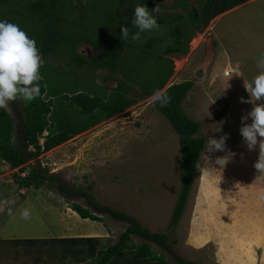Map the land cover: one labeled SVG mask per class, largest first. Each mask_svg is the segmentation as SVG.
Segmentation results:
<instances>
[{
    "label": "rangeland",
    "instance_id": "rangeland-1",
    "mask_svg": "<svg viewBox=\"0 0 264 264\" xmlns=\"http://www.w3.org/2000/svg\"><path fill=\"white\" fill-rule=\"evenodd\" d=\"M176 1H161L157 6L159 12H153L157 19L166 16L165 13L169 15V23L160 26L161 33L166 37L163 45L157 43L148 53L157 58L164 47L177 43L173 30L178 29L181 20L174 23L171 19L183 15L182 22L185 20L187 26L193 28L188 15L202 9L200 0H186L187 8L175 6ZM116 2L82 0L85 6L89 3L95 7L101 6L97 13L101 16L107 14L108 18L113 13L117 15V11L124 6H129L131 0H127L123 8ZM13 14L17 15L15 12ZM14 15H10L8 20H13ZM189 47L187 53L169 55L175 71L168 86L184 80L194 81L184 102L187 114L201 122V135L207 140L209 136L219 139L226 133L229 138L225 151L206 152V143L179 224L170 229L183 185L180 136L170 120L156 110L153 96H150L126 112L44 151L31 160L23 172L10 168L0 160V264H58L59 258L48 254L50 246L42 247L38 242V246L29 247L22 241L16 243L18 240L93 236L101 239L102 246H108L116 244L131 224L109 213H98L103 218L102 222L83 219L70 207L71 203L66 198L47 187L27 192L30 197L33 196L27 200L26 189H20L16 182V173L25 176L35 166L47 170L48 175L56 173L70 186L83 188L99 205L126 213L143 228L170 234V251L149 241L158 253L166 256L170 264H179L177 256L187 261L199 260L201 264H211V257L207 256L205 250L207 245L201 248L202 252L197 251L195 234L198 225H201V231L209 232L210 236L213 231L216 232L215 227L218 228L208 210L210 196L212 198L217 193L221 196L215 204L227 202L229 205L243 206L249 203V198H252L253 206L256 202L261 203L259 195L264 183L260 180L264 176L255 167L260 155L259 144L249 150L243 142L240 128L242 115H246L254 106L241 101V98L249 99L244 85L264 71L257 63L264 58V0H250L213 18L203 30L193 32ZM80 48L84 49L87 57L93 56L90 45L84 44ZM131 53L134 56L136 49H131ZM154 59L149 57L144 65L145 73L142 74L155 75L159 60ZM198 71L202 72L201 77L197 76ZM236 71L242 75L238 77ZM106 74V70H98L91 77L101 89L113 90L123 79L121 73H115L110 80L104 81ZM239 78V88H231ZM137 81L132 83L135 87L133 94L139 95L141 87ZM8 107L14 111L11 103ZM246 123L250 124L251 119ZM218 127L222 131L216 132ZM223 152L235 155L220 169L215 161L218 157H224ZM77 201L94 210L86 198L81 197ZM25 209L30 213L27 220L22 217ZM133 239L139 245L147 241L137 235Z\"/></svg>",
    "mask_w": 264,
    "mask_h": 264
},
{
    "label": "trees",
    "instance_id": "trees-1",
    "mask_svg": "<svg viewBox=\"0 0 264 264\" xmlns=\"http://www.w3.org/2000/svg\"><path fill=\"white\" fill-rule=\"evenodd\" d=\"M100 1L103 3L106 0ZM161 1L164 0H131L129 6L123 8L127 0H117L119 3L116 4L123 9L118 10L117 15L112 10L113 14L108 18L107 14L101 16L97 13L101 6H92L91 2L85 6L82 0H0V20L12 21L26 30L36 40L44 61L40 70V96L32 102L22 99L10 102L14 111L9 107L0 110V160L10 168L23 172L28 163L44 151L164 90L162 93L170 96L171 102L165 107H160L158 103L154 106L170 120L179 134L183 159V185L173 212L172 229L179 224L186 210L207 138L201 135V122L192 119L184 108L194 81L184 80L168 86L175 71L169 55L187 53L193 32L203 30L213 18L250 0H200L202 9L188 15L193 28L187 26L185 20L182 22L183 15L171 19L174 23L181 20L178 29L173 30L177 43L164 47L157 58L148 53L157 43L163 45L166 37L161 33L162 28L144 32L140 40H133L131 37L138 29L132 21L136 6L145 4L152 11ZM175 6L187 8L188 5L186 0H177ZM165 14V18L157 19L160 26L169 21V15ZM10 15L15 16L13 20H8ZM125 27L129 30L127 40L121 37ZM84 44L92 47V57H87L84 49L80 48ZM131 49H136L134 56ZM149 57L159 60L154 76L142 74ZM98 70L107 71L104 81L110 80L115 73H121L123 79L113 90L101 89L91 78ZM136 81L141 87L139 95L133 94L135 87L132 83ZM16 174L18 186L26 189L28 196L27 192L32 189H55L83 219L102 222L103 218L98 213H109L131 223L119 241L108 246H102L101 239L93 236L55 237L41 241L25 239L16 243L22 241L31 247L38 246L39 242L42 247L50 246L48 254L58 257V264H170L166 256L158 253L149 242H156L170 251V234L151 232L126 213L99 205L83 188L68 185L56 173L48 175L47 170L35 166L25 176ZM81 197L86 198L94 210L80 204L77 200ZM30 198L33 196L27 200ZM134 235L147 241L139 245L133 239ZM176 261L179 264H198L178 256Z\"/></svg>",
    "mask_w": 264,
    "mask_h": 264
},
{
    "label": "clouds",
    "instance_id": "clouds-1",
    "mask_svg": "<svg viewBox=\"0 0 264 264\" xmlns=\"http://www.w3.org/2000/svg\"><path fill=\"white\" fill-rule=\"evenodd\" d=\"M153 12L158 13L159 8L156 7L149 11L145 4L135 7L132 23L138 31L132 35L133 40H140L144 32L159 30L160 25ZM121 37L125 40L129 38V30L126 27L122 28ZM257 63L260 68L264 69V58L258 60ZM43 64L36 40L19 24L0 20V110H6L10 102L18 99L32 102L40 96L42 79L40 70ZM244 86L249 99L241 98V101L254 106L250 112L242 115L240 134L249 150L259 144L260 155L255 167L260 172H264V71ZM152 99L160 107H165L171 102V97L161 92H156ZM249 119H251L250 124L246 123ZM215 131L220 132L222 129L218 127ZM228 138L227 133L219 139L209 136L206 152L225 151ZM234 155L235 153H230L228 156L218 157L215 163L223 169ZM260 199L264 200V195H261ZM29 216V211L25 209L22 217L27 220Z\"/></svg>",
    "mask_w": 264,
    "mask_h": 264
},
{
    "label": "crops",
    "instance_id": "crops-1",
    "mask_svg": "<svg viewBox=\"0 0 264 264\" xmlns=\"http://www.w3.org/2000/svg\"><path fill=\"white\" fill-rule=\"evenodd\" d=\"M237 73L238 77L242 75L239 71ZM240 82L241 78L231 88L238 89ZM222 155L228 156L226 152ZM261 173L264 176V172ZM260 181L264 183V178ZM208 191L211 195L210 189ZM260 192L264 195V187ZM220 198L217 193L208 199V210L211 211L212 221L218 228L215 227L216 232L213 231L210 236L209 232L201 231V225H198L195 233L197 251L202 252L201 248L207 245L205 250L207 256L211 257V264H264V200L261 199V203L256 202L254 206L252 198L243 206L229 205L227 202L215 204ZM196 262L201 264L199 260Z\"/></svg>",
    "mask_w": 264,
    "mask_h": 264
},
{
    "label": "water",
    "instance_id": "water-1",
    "mask_svg": "<svg viewBox=\"0 0 264 264\" xmlns=\"http://www.w3.org/2000/svg\"><path fill=\"white\" fill-rule=\"evenodd\" d=\"M202 75H203V74H202L201 71H198V72H197V76L201 77Z\"/></svg>",
    "mask_w": 264,
    "mask_h": 264
}]
</instances>
